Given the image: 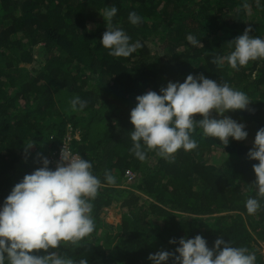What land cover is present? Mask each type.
<instances>
[{
    "label": "trees",
    "instance_id": "trees-1",
    "mask_svg": "<svg viewBox=\"0 0 264 264\" xmlns=\"http://www.w3.org/2000/svg\"><path fill=\"white\" fill-rule=\"evenodd\" d=\"M111 6L118 8L113 24L142 44L128 57L110 56L100 43L106 31L100 13ZM132 11L141 23L128 21ZM249 27L264 38V0H0V201L71 134L72 151L101 180L92 201L95 228L77 245L62 242L50 251L77 264H152L150 253L178 246L171 238L199 234L211 248L223 235L264 264V201L254 215L245 208L255 196L258 163L247 152L264 127V60L239 70L213 63ZM189 34L201 44H190ZM189 74L247 94L248 109L224 113L245 124L247 138L224 146L197 128L195 149L181 148L171 162L149 151L140 161L130 152L136 96L159 93ZM76 96L87 107L73 110ZM127 169L136 173L130 184Z\"/></svg>",
    "mask_w": 264,
    "mask_h": 264
},
{
    "label": "clouds",
    "instance_id": "clouds-1",
    "mask_svg": "<svg viewBox=\"0 0 264 264\" xmlns=\"http://www.w3.org/2000/svg\"><path fill=\"white\" fill-rule=\"evenodd\" d=\"M117 12L118 8L111 6L100 13L106 21L100 43L110 56L128 57L142 44L131 42L125 30L113 24ZM128 21L137 25L142 18L132 11ZM251 31L249 27L230 41L233 50L226 56L216 57L213 63L222 66L227 62L232 69L239 70L250 61L264 60V38L250 35ZM186 39L193 46L201 44L191 34ZM135 99L137 103L130 111V122L134 125L130 132L133 142L130 152L140 161L147 159L149 151H156L158 156L171 162L181 148L195 149L197 142L192 133L197 128L202 129L203 135L219 139L224 146L229 144V138L243 141L248 136L244 123L224 115L229 110L248 109L247 94L203 74H189L183 82L168 81L159 93L149 90ZM70 104L73 110L84 109L88 101L76 96ZM213 110L222 118L214 117ZM195 114L202 118L196 119ZM32 146L33 143L27 145L25 151ZM247 157L258 161L252 165L255 196L245 202L247 213L254 215L264 201V127L257 130ZM40 159L42 166L24 175L0 204V264H77L50 249L60 248L62 242L77 245L94 231L92 201L102 184L93 174L92 163L79 154H72L65 146L54 169L47 157ZM104 176L108 184L115 183L107 170ZM124 180L125 184L134 182L127 181L125 174ZM169 243L178 246L174 251L161 249L150 253L148 259L152 264H167L170 258L172 264H256L254 253L246 247L233 246L223 235L211 248L199 234L193 238H171ZM78 264H88V261L80 259Z\"/></svg>",
    "mask_w": 264,
    "mask_h": 264
},
{
    "label": "built area",
    "instance_id": "built-area-1",
    "mask_svg": "<svg viewBox=\"0 0 264 264\" xmlns=\"http://www.w3.org/2000/svg\"><path fill=\"white\" fill-rule=\"evenodd\" d=\"M73 136L71 134H68L67 137L65 138L64 142L62 143L61 147L51 151L48 155L47 158L51 161V165L53 167H55L56 162L59 160L60 158V152L61 149L65 146L66 150H68L69 152H71L72 154H78L72 151L71 147H70V141L72 140ZM136 174L134 171L132 170H126L125 172V178H127V181L131 182L135 179ZM3 202H0V204H2Z\"/></svg>",
    "mask_w": 264,
    "mask_h": 264
}]
</instances>
